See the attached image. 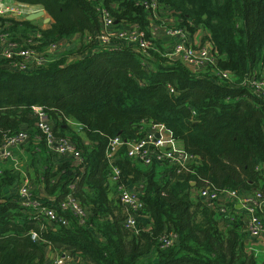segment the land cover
<instances>
[{"label":"trees","instance_id":"trees-1","mask_svg":"<svg viewBox=\"0 0 264 264\" xmlns=\"http://www.w3.org/2000/svg\"><path fill=\"white\" fill-rule=\"evenodd\" d=\"M14 1L42 6L53 24L42 30L30 21L1 19L9 23L4 32L11 41L31 40L29 47L46 51L63 40L91 37L29 71L14 68L16 59L0 57V143L27 130L29 143L51 160L55 153L47 148L33 110L43 107L55 135L71 141L83 161L68 157L36 171L39 185L54 199L34 189L33 198L57 206L71 195L88 207L89 217L81 225L61 212L69 225L49 224L23 206L22 172H1L0 264H51L52 252L78 256L82 264H259L247 249L245 220L235 215L236 206L226 204L227 213L220 216L217 203L197 193L210 188L264 198V98L242 85L254 72L259 77L264 72V0H157L178 26L205 33L201 44L212 43L217 68L232 72V82L216 79L213 68L195 74L170 62L162 39L153 38L149 53L119 42L112 51L97 47L102 9L117 26L137 25L151 38L149 13L136 0ZM71 118L83 125L86 141L68 125ZM156 124L165 125L199 162L161 172L157 164L140 169L128 157V143L143 139ZM115 138L124 142L116 158L121 183L131 189L143 181L136 188L144 202L138 234L124 225L125 206L118 191L115 197L111 192L107 151ZM257 215L264 224V208ZM220 218L235 220L224 231ZM32 232L39 238L34 240ZM170 232L178 240L162 248L160 238Z\"/></svg>","mask_w":264,"mask_h":264},{"label":"built area","instance_id":"built-area-1","mask_svg":"<svg viewBox=\"0 0 264 264\" xmlns=\"http://www.w3.org/2000/svg\"><path fill=\"white\" fill-rule=\"evenodd\" d=\"M3 1L0 0V18L7 17V12L11 11L10 9L2 8L1 2ZM136 1L148 11L150 20L155 18L154 15L157 13H164L166 17L163 18L162 26H151L152 36L148 38L146 32L137 25L128 24L124 28L118 27L114 17L108 11L102 9L101 31L95 38L98 44L97 47L112 51L117 49L116 42H119L122 46H130L134 49L141 50L143 53H149L150 49L154 47L153 38H156L157 30H163V33L167 37L174 39L171 49L166 51L165 54L170 62H181L184 66L193 69V71L197 70L201 71V73L213 68V75L220 81L232 82L236 79L232 72L217 68L218 53L211 42L204 44H196L193 42L191 34L185 28L178 26L172 13L160 5L157 0ZM78 37L85 44L91 41V37L88 35L84 36L85 40L81 36ZM9 40L10 37L0 29V43H7ZM65 46V42L60 41L51 44L46 51H38L27 45L16 52L10 50L0 52V57L10 60L16 59L17 62L14 64V68L18 71H29L47 64L51 61V58L64 54ZM53 49L55 51L51 52ZM242 85L250 88L257 96L264 98V72L260 77L254 72L244 78ZM170 91L174 92L172 89ZM33 110L37 118V127L44 135L49 151L63 157V159L74 157L78 162H82L81 152L76 146L71 141L65 138H58L55 135L51 119L43 107L34 106ZM30 140L31 135L27 130H21L15 135L5 137L3 142L0 143V160H11L13 158L12 149L22 147L30 142ZM177 142L171 131L165 125H152L151 131L143 139L134 143H128V157L135 162L147 166L153 164L174 165L184 169L189 165L199 162L198 158L188 154L184 148L178 147ZM123 144L124 142L120 138H115L110 143L107 151V158L112 168L110 180L115 183L118 198L125 206L128 215L124 225L126 228L132 229L138 234L140 232L139 219L144 217L142 215L144 202L139 192L132 191L125 184L121 183V171L116 165V158ZM20 171L23 174V183L19 188V195L23 206L28 209L30 214L45 218L49 224L56 221L66 226L69 225V219L67 216L61 214V212L70 213L72 217L78 219L81 225L86 224L89 217L88 207L83 206L79 200L71 195L57 206L44 205L41 201L33 198V180L27 177L24 170ZM198 196L210 203H217V211L220 216L227 213L226 204L233 203V201L235 202V206L239 204L247 211L244 220L248 233V243L251 244L250 241L255 238H262L264 240V224L257 215V212L264 208V198L261 193L237 194L236 192L226 191L223 194H219L210 188H205L198 192ZM234 220L232 218L226 223L232 225ZM32 238L34 240L38 239L39 234L32 232ZM177 240L178 236L170 232L160 238V243L162 248H169L174 246ZM51 264H82V262L78 256L63 253L56 254Z\"/></svg>","mask_w":264,"mask_h":264},{"label":"crops","instance_id":"crops-1","mask_svg":"<svg viewBox=\"0 0 264 264\" xmlns=\"http://www.w3.org/2000/svg\"><path fill=\"white\" fill-rule=\"evenodd\" d=\"M1 6L2 8L5 9H13V7H18V6H22V8L24 10H26L25 14H21V19H15L16 21H28L27 18L34 14L39 12L40 10L44 9L42 6H38V5H29V4H23V3H19L17 1L14 0H4L3 2H1ZM36 8H38V10L36 11ZM46 15L43 16V20L41 21V25L37 24V21L40 20L36 19L30 22H33L34 24L38 25L42 30H46L49 29L52 24H53V20H51L49 23H46L45 20L47 19V17L45 18ZM1 19L4 20H9V19H13L10 16L9 17H1L0 18V29L2 31H5L8 28L9 23L8 22H2ZM119 27V26H118ZM120 28H124L123 26H120ZM36 35H38L37 33H32L30 37H35ZM193 35V36H192ZM205 35L204 32L200 31V30H196L194 33H191V39L193 42L195 43H201L202 42V38ZM156 38L157 39H162V46H164V48L168 51L171 49L172 44L174 43V39L167 37L164 33L163 30H157L156 32ZM31 42V40H24L22 42H17L16 40L14 41H7V43H0V52L3 51H13L16 52L19 49L23 48L25 45H27V43ZM63 42H65L66 46H65V51L64 53L67 52V49H78L81 46L82 43V39L80 37H76V38H72L69 40H63ZM74 44V48H70L72 45ZM52 50V49H51ZM55 50L53 49L54 52ZM187 67V66H186ZM187 69H189L191 72L195 73V74H200L201 71H197L187 67ZM264 71V70H263ZM68 125L70 126V128H72L75 132H77L82 138L83 140H87L86 134L83 132V125L77 121L74 118L69 119L68 121ZM53 126V123H52ZM54 128V126H53ZM178 147L180 148H184L183 143L181 141L177 142ZM35 151L40 152L39 150L35 149V145L34 144H30L29 142L26 143L24 146L22 147H15L12 149L13 152V158L9 161H3L0 160V173L3 171H13L16 172L17 167H15L16 165H19L22 167V169L26 172L29 173V175L33 178V184H34V190H37L39 193V196L42 198H46L49 199L50 201H53V197L51 196H47L45 194V192L42 189V185H39V181L37 179V173L36 171L39 172H43V170L46 168L47 164H52L54 167H56L59 163L62 162L63 157L54 154L51 155V160L47 158V154L40 152V154L35 153ZM37 158H39V160H36ZM137 165L139 166L140 169H146L147 165L136 162ZM158 165V170L161 172L165 171L167 169H169V167H171V165H161V164H157ZM163 166V167H161ZM17 169V170H16ZM20 171V170H19ZM164 177V175H161L160 178ZM36 178V179H35ZM143 183L142 180L139 181V184H136L134 186L130 185L131 189L135 192H140L138 191V187H140V185ZM137 188V189H136ZM13 192L16 194L18 192V186L13 189ZM111 192L113 197H115L117 195V187L115 185V183L111 182ZM196 193V192H195ZM198 195V193H197ZM196 196V195H195ZM230 205H235V202L233 201V203L230 202ZM229 205V206H230ZM235 215L237 217H242L243 219L245 218L247 211L241 207L239 204L236 205V211H234ZM219 226L222 230H226V220L220 218V222H219ZM245 230L246 227H245ZM251 244L248 243L247 249L254 251L258 257V262L259 264H264V240L262 238H255L252 239L250 241ZM252 247V249H251ZM50 260H54L55 258V254L52 252L49 255Z\"/></svg>","mask_w":264,"mask_h":264},{"label":"rangeland","instance_id":"rangeland-1","mask_svg":"<svg viewBox=\"0 0 264 264\" xmlns=\"http://www.w3.org/2000/svg\"><path fill=\"white\" fill-rule=\"evenodd\" d=\"M13 9H14V11L11 9V11H9V12H7V17H11V18H13V19H21V14H25V12H26V10H24L23 8H22V6H16V7H13ZM38 10V8H36V11ZM42 10H44V9H42ZM41 11V10H40ZM45 18L47 17H50L48 14H47V12L45 13ZM155 16V18H153V19H151V24H152V26H162V24H163V18H165L166 16H165V14L164 13H160V14H156V15H154ZM52 19V18H51ZM43 20V17H41L40 18V20H38L37 21V24L38 25H41V21ZM190 34H191V32L186 28V27H184ZM196 44H198V43H196ZM70 48H74V44L70 47ZM70 50H72V49H67V51H70ZM50 55H51V53H50ZM15 167H17V169H19V170H23L22 169V167L21 166H19V165H16ZM161 167H163V166H161ZM162 171V170H161Z\"/></svg>","mask_w":264,"mask_h":264},{"label":"water","instance_id":"water-1","mask_svg":"<svg viewBox=\"0 0 264 264\" xmlns=\"http://www.w3.org/2000/svg\"><path fill=\"white\" fill-rule=\"evenodd\" d=\"M45 13H46L45 10H41V11H39V12H37V13H34V14L30 15V16L27 18V20H28V21H33V20L39 19V18L43 17V16L45 15ZM51 20H52L51 17H48V18L45 20V22H46V23H49ZM246 223H247V221H246Z\"/></svg>","mask_w":264,"mask_h":264}]
</instances>
